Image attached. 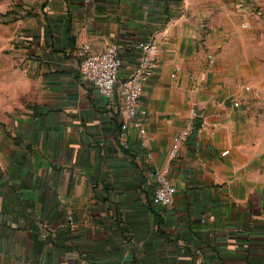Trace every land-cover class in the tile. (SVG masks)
<instances>
[{"label":"crops","instance_id":"obj_1","mask_svg":"<svg viewBox=\"0 0 264 264\" xmlns=\"http://www.w3.org/2000/svg\"><path fill=\"white\" fill-rule=\"evenodd\" d=\"M148 39L142 138L76 50L125 75ZM25 263L264 264V0H0V264Z\"/></svg>","mask_w":264,"mask_h":264},{"label":"built area","instance_id":"obj_2","mask_svg":"<svg viewBox=\"0 0 264 264\" xmlns=\"http://www.w3.org/2000/svg\"><path fill=\"white\" fill-rule=\"evenodd\" d=\"M134 49L133 69L125 75L120 74L122 60L114 47L94 51L85 43L76 50V56L79 58L81 76L92 84L99 95L117 105L120 114L130 119L135 131L142 138H146L147 110L139 103V97L144 84L153 77L159 63L151 39L138 42ZM192 114L194 117L199 115L196 111H192ZM190 131L189 124L183 129L180 138L190 134ZM169 173L170 167L167 166L155 174L156 183L152 190V199L161 208L171 207L174 201L176 189L169 179Z\"/></svg>","mask_w":264,"mask_h":264}]
</instances>
